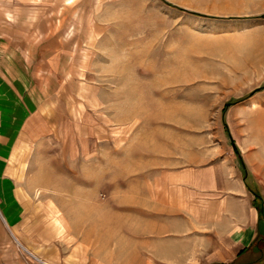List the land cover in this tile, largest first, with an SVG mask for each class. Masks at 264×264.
Segmentation results:
<instances>
[{
  "label": "rangeland",
  "instance_id": "374dc122",
  "mask_svg": "<svg viewBox=\"0 0 264 264\" xmlns=\"http://www.w3.org/2000/svg\"><path fill=\"white\" fill-rule=\"evenodd\" d=\"M80 8L60 46V72L38 93L33 140H21L8 161L18 240L30 252L54 240L76 264H106L110 250L132 246L128 235L147 243L140 210L150 183L165 196L181 170L193 169L197 177L185 181H198L205 197L252 200L258 236L247 263H264V26H245L264 21V0H92L90 11L88 2ZM8 186L0 182V264H40L6 226Z\"/></svg>",
  "mask_w": 264,
  "mask_h": 264
},
{
  "label": "crops",
  "instance_id": "0c3cea01",
  "mask_svg": "<svg viewBox=\"0 0 264 264\" xmlns=\"http://www.w3.org/2000/svg\"><path fill=\"white\" fill-rule=\"evenodd\" d=\"M86 2L90 11L92 0H0V176L4 179L0 182L12 189L4 198L2 216L15 243L40 264L77 262L69 250H57L54 240L51 246V240L40 241L30 252L11 230L19 233L21 212L8 161L21 140L25 144L33 140L32 127L40 110L38 93L54 72H60V46L68 41L64 34L77 28V13ZM249 24L245 26H264V21ZM181 174L197 177L193 169H183ZM185 175L165 189V196L156 195L154 182L150 183L152 191L140 210L149 218L147 243L141 242L143 237L138 234L128 235L132 246L110 250L104 257L106 264H257L247 263L249 248L258 236L252 200L205 197L209 190L199 188L198 181H185ZM178 192L185 195L178 196ZM228 204L233 205L232 210ZM13 205L15 208L9 209ZM238 206L242 215L236 212Z\"/></svg>",
  "mask_w": 264,
  "mask_h": 264
},
{
  "label": "trees",
  "instance_id": "16d2710c",
  "mask_svg": "<svg viewBox=\"0 0 264 264\" xmlns=\"http://www.w3.org/2000/svg\"><path fill=\"white\" fill-rule=\"evenodd\" d=\"M223 124H224V126H225V123H224V122H223ZM225 128H226V126H225ZM227 132H228V131H227ZM227 136H228V138H229L230 145H231V147H232V149H233V151H234V154H235V156L237 157L238 162L240 163L241 167L243 168L244 173L246 174V169H245L244 163H243V161H242V158H241V156H240V154H239V150H238V148L236 147V145L234 144V142H233L231 136H230V135H227ZM244 180H245V182H246V184H247V177H245ZM247 186H248V184H247ZM261 212H262V210H261ZM257 247H258V246H257ZM251 248H252V247H251ZM256 250H258V249H256ZM260 261H261V260L258 259V260H255L254 263H258V262H260Z\"/></svg>",
  "mask_w": 264,
  "mask_h": 264
},
{
  "label": "flooded vegetation",
  "instance_id": "af4514ba",
  "mask_svg": "<svg viewBox=\"0 0 264 264\" xmlns=\"http://www.w3.org/2000/svg\"><path fill=\"white\" fill-rule=\"evenodd\" d=\"M256 198H258V200L260 201V198L259 197H256ZM261 202V201H260Z\"/></svg>",
  "mask_w": 264,
  "mask_h": 264
}]
</instances>
